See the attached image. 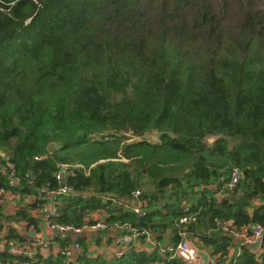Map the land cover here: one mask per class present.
I'll use <instances>...</instances> for the list:
<instances>
[{
    "label": "trees",
    "instance_id": "1",
    "mask_svg": "<svg viewBox=\"0 0 264 264\" xmlns=\"http://www.w3.org/2000/svg\"><path fill=\"white\" fill-rule=\"evenodd\" d=\"M151 130L155 141L142 137ZM59 162L80 165L64 173L76 194L55 197L53 221L129 223L165 243L191 213L197 244L219 252L207 264H264V242L228 256L234 237L214 229L264 223V0H0V187L30 198L11 210L0 201L6 238H29L13 221L39 229L40 187L58 186ZM233 166L242 176L226 189ZM135 190L141 214L125 204ZM107 230L78 236L70 264H187L141 244L92 253L113 243ZM35 257L64 264L56 251Z\"/></svg>",
    "mask_w": 264,
    "mask_h": 264
},
{
    "label": "built area",
    "instance_id": "2",
    "mask_svg": "<svg viewBox=\"0 0 264 264\" xmlns=\"http://www.w3.org/2000/svg\"><path fill=\"white\" fill-rule=\"evenodd\" d=\"M40 156H35L39 158ZM80 165L79 163H57L58 169L55 172L59 184L56 187L41 186L40 189L46 194L45 203L40 206L38 215L41 220L39 223V229H35L32 225L27 226L25 221H13L12 224L19 233H25L29 236L27 240H14L5 237L8 227L4 225L0 228V251L6 250L12 254L21 255L22 258L17 260L15 264H38L35 254L47 253L49 251H56L60 253L62 262L64 264H70L75 262L78 256L83 252L78 236H86L91 238L92 233L96 230H107L109 227L117 230L125 228L126 231L116 232L113 243L110 244V249L107 252L111 256H121L130 245H139L143 247L146 245H152L158 247L160 253L167 252L171 256H179L187 264H207L212 262L219 252H211L210 254L205 252L198 244L191 241V232L189 231L187 224L196 219V215L188 213L180 217V229L179 239L175 242L161 243L154 238L145 229L138 230L136 227L131 226L129 223L113 222L108 225L103 218H97L91 223H83L81 225H73L67 223H59L51 220V216L57 213V206L55 204V197L57 195L66 194L74 195L76 190L71 185L63 182L64 173L71 170L72 167ZM242 176V171L239 167L233 166L230 170L228 181L223 185L226 189H233ZM5 178L7 184L15 186L19 184L20 178L16 174L13 164H9ZM223 193V192H222ZM219 193V196L222 194ZM139 194V190L133 192V198L130 201H125L126 206L131 207L135 212L141 214V203L137 201L134 196ZM103 197L116 200L112 194H104ZM30 199L27 195H21L11 189L0 187V201L3 203L6 210H11L17 207V204ZM254 202L260 200L255 199ZM185 205V210L189 209L188 204ZM95 214V213H94ZM214 229L219 232L230 233L234 238V243L227 247L226 254L228 256L232 254H238L242 248L248 247L251 250L259 251L262 248L264 242V223L260 221H250L242 224L238 228L233 226V219L228 218L225 220L217 219V224ZM145 236V240L140 242V235ZM59 239L64 240L62 244L59 243ZM204 252V253H203ZM224 254V256L226 255ZM33 258V259H31ZM0 264H7L0 258ZM149 264H163L160 259L151 260Z\"/></svg>",
    "mask_w": 264,
    "mask_h": 264
},
{
    "label": "rangeland",
    "instance_id": "3",
    "mask_svg": "<svg viewBox=\"0 0 264 264\" xmlns=\"http://www.w3.org/2000/svg\"><path fill=\"white\" fill-rule=\"evenodd\" d=\"M129 137H130V139H136V138H139L140 139V137H136V136H133V135H128ZM142 137H144V138H146V139H149V140H152V141H155V140H157L158 139V131H156V130H151V131H148V132H146V133H144L143 135H142ZM209 142L212 140V138L211 139H207ZM217 196H218V194H217ZM190 238H191V241L193 242V243H195V244H197V242H198V238L196 237V235H194L193 233H191V236H190ZM91 242H92V239H91ZM201 248H205V246L203 245V246H200ZM91 251L93 252V253H98V254H103V255H105V254H107V252L109 251V249H110V244H106V243H99V244H97V243H94V242H92L91 243Z\"/></svg>",
    "mask_w": 264,
    "mask_h": 264
},
{
    "label": "crops",
    "instance_id": "4",
    "mask_svg": "<svg viewBox=\"0 0 264 264\" xmlns=\"http://www.w3.org/2000/svg\"><path fill=\"white\" fill-rule=\"evenodd\" d=\"M108 232H110V234H109ZM112 232H113V231H111V230H109V231L107 230V231H106V233L109 234L110 237H112L113 234H115L114 232H113V233H112ZM88 238H89V237H88ZM112 240H114V236H113V239H112ZM146 248H147V249H151V248H152V245H146ZM153 248H154V247H153ZM204 250H205V252H207V253L210 254V251L208 250V248L205 247ZM90 251H91V250H90ZM91 252H92V251H91ZM92 253H93V252H92ZM203 253H204V252H203ZM95 254H96V253H95Z\"/></svg>",
    "mask_w": 264,
    "mask_h": 264
}]
</instances>
